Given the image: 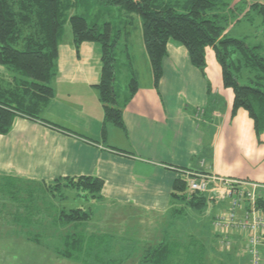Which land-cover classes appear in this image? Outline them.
Here are the masks:
<instances>
[{
	"label": "crops",
	"instance_id": "crops-1",
	"mask_svg": "<svg viewBox=\"0 0 264 264\" xmlns=\"http://www.w3.org/2000/svg\"><path fill=\"white\" fill-rule=\"evenodd\" d=\"M254 4L264 6V0H251L248 6ZM134 18L130 36L119 43L128 61L120 57L133 69L142 60L146 76L137 73L133 98L129 100L126 93L120 100L118 95L125 128L105 121L98 88L103 67L100 44L84 42L77 48L72 31H66L58 47L54 95L42 107L40 120L17 115L10 133L0 135V194L6 195L2 203L7 204L9 197L18 210V198L26 197V210L35 211L34 199L44 196L52 207L57 200L54 190L64 191L65 196L72 193L70 188L57 187L59 180L99 179L101 193L86 196L91 204L88 210L83 208L92 218L76 230L112 240L113 248L109 244L102 248L112 260L121 258L126 264L136 253L142 259L146 251L165 242L178 247L175 259L184 243L200 242L203 249L210 243L218 253L217 241L211 242L212 236L203 230L201 216L206 208H192L187 190V199L174 196L176 182L182 181L177 169L246 179L259 184L264 195V134L258 139L244 109L233 115L234 92L224 86L212 48L206 49L204 74L192 65L186 47L171 40L156 87L143 38L135 39L142 29L138 16ZM136 44L139 58L128 53ZM12 84V73L0 66V90ZM207 198L216 208L213 225L223 205ZM14 218L18 223L19 217ZM215 238L224 244L218 234ZM231 242L243 247L246 240L237 235Z\"/></svg>",
	"mask_w": 264,
	"mask_h": 264
},
{
	"label": "trees",
	"instance_id": "trees-1",
	"mask_svg": "<svg viewBox=\"0 0 264 264\" xmlns=\"http://www.w3.org/2000/svg\"><path fill=\"white\" fill-rule=\"evenodd\" d=\"M112 8L122 11L118 21L109 12ZM227 8L229 5L220 0H0V66L13 76V84L7 90H0V135L10 133L17 115L40 120L42 107L54 95L52 84L58 75V47L68 24L77 48L84 42L100 44L103 67L98 88L105 121L125 128L116 91V66L120 60L117 51L120 52L119 43L130 36L129 30L134 29L136 15L142 22V38L155 86L162 78L163 60L171 40L186 47L192 65L204 74L206 49L212 48L222 67L224 86L234 92L233 115L244 109L260 139L264 134V57L260 46L252 47L245 40L226 34L232 20L224 12ZM252 12L264 16V6H250L238 21ZM129 87L130 100L138 91L136 76ZM58 182L57 187L84 192L85 196L97 197L103 188V182L93 178ZM185 191L184 182L177 181L174 196L187 199ZM191 198L189 203L197 211L204 210L209 202L206 196L193 194ZM257 203L264 214V195L259 194ZM222 205L224 208L225 204ZM35 206V214L40 213V206ZM54 207H51L54 225L60 229L73 226L76 230L92 218L82 208H62L56 212ZM27 211L26 219L32 223V213ZM63 240L65 248L60 250V256L84 262L87 261L84 258H91L99 248L102 252L97 257L102 260L106 254L102 248L105 244L112 245L108 238L88 237L77 230ZM177 250V246L165 242L146 251L139 264H173ZM122 261L110 258V264H122Z\"/></svg>",
	"mask_w": 264,
	"mask_h": 264
},
{
	"label": "rangeland",
	"instance_id": "rangeland-1",
	"mask_svg": "<svg viewBox=\"0 0 264 264\" xmlns=\"http://www.w3.org/2000/svg\"><path fill=\"white\" fill-rule=\"evenodd\" d=\"M184 1L185 0H182V2ZM231 1L232 0H223L224 3L229 5V8L225 9L224 12L232 17V20L227 27L226 34L237 40H245L252 47L260 46V54L264 57V16L257 12H252L248 17L238 21L242 18L244 13L249 10L250 6H248V3L250 2L251 4V0H239L234 5L231 4ZM220 3L222 2L220 1ZM109 12L114 21H118L119 14L122 13L119 8H112ZM233 16H235V18H233ZM137 23L141 30L142 22L140 18L137 19ZM66 31H72L69 24L66 27ZM141 36L142 32L139 33V36H136L135 39L137 40ZM142 45L143 42L141 43V46ZM128 53L131 55L134 54L139 58L140 52L137 44L134 45L132 50ZM117 55L120 60L116 66V91L120 100H122L124 95L129 93V84L132 77L137 76V73L146 76V68L144 67V62L140 60L138 68L133 69V67L127 62H122L123 58L120 57V55H124V58L128 61L127 54L117 51ZM121 64L127 65L123 66ZM127 66L130 67L128 68ZM53 192L56 194L57 199L56 202L54 201L56 207L53 209V211L56 212L63 207H66L67 209L84 208L88 210L87 206L88 204H91L90 201H87L84 192L70 190L72 193L67 194V196H65L64 191L58 193L56 189ZM76 193L80 194V196L75 195ZM3 197L6 198V195L0 194V264H110L111 257L103 254L102 260H99L97 257V250H94L91 258H84L87 260L86 262H84L83 259L71 260L60 256V250H64L65 248L63 245V238L68 233H74L76 230L72 226L60 229L58 226L54 225L51 206L50 204L47 205L49 200L44 198V196H39L37 197L38 200H35V203H38L40 206V213L35 214L36 210L29 209V211H31L30 213L33 215L35 214L32 226L28 225L30 222L26 219L28 213V211L26 212V208H29L27 198H18L19 209L16 210L15 207L17 204L12 203L10 201L11 199L9 200V197L7 204L2 203L1 199ZM43 198L45 201L42 200ZM12 207L14 208L11 211L10 208ZM215 209L214 204L209 201L203 213L204 218L201 216V222L204 227V232H209V235L212 236L211 242L217 241V243L214 242V244H216V250L218 253L212 251L210 243H205L204 249L201 247L202 243L200 242L184 243L180 250L181 255L178 259H175L173 264H252V257L249 253L247 242L243 247H237L238 245H235L236 242H232L230 245L224 243L222 246L219 244L217 238H215L217 233L211 225ZM16 216L17 218L19 217L18 223L14 221V217ZM235 236L237 235H231L230 238H235ZM113 245L112 248L114 247ZM201 248L204 251H201ZM235 251L238 252L235 253ZM189 252L191 253L189 254ZM202 252L203 254L200 255ZM192 253L193 255H191ZM136 254V256L133 255L131 260L129 259L126 261V264H139L141 259H138V253Z\"/></svg>",
	"mask_w": 264,
	"mask_h": 264
},
{
	"label": "built area",
	"instance_id": "built-area-1",
	"mask_svg": "<svg viewBox=\"0 0 264 264\" xmlns=\"http://www.w3.org/2000/svg\"><path fill=\"white\" fill-rule=\"evenodd\" d=\"M187 194L209 197L225 204L213 221L222 242L230 245L231 235L243 236L248 243L252 264H264V214L258 206L261 186L246 179L177 169Z\"/></svg>",
	"mask_w": 264,
	"mask_h": 264
}]
</instances>
